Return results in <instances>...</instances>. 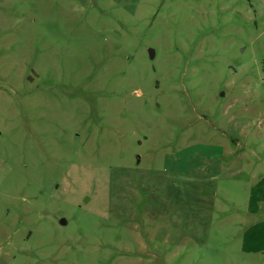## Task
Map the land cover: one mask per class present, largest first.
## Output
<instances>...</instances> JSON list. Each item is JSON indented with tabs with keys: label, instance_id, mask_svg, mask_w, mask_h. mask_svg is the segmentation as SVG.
Listing matches in <instances>:
<instances>
[{
	"label": "rangeland",
	"instance_id": "374dc122",
	"mask_svg": "<svg viewBox=\"0 0 264 264\" xmlns=\"http://www.w3.org/2000/svg\"><path fill=\"white\" fill-rule=\"evenodd\" d=\"M254 176L264 0H0V264H264Z\"/></svg>",
	"mask_w": 264,
	"mask_h": 264
},
{
	"label": "crops",
	"instance_id": "0c3cea01",
	"mask_svg": "<svg viewBox=\"0 0 264 264\" xmlns=\"http://www.w3.org/2000/svg\"><path fill=\"white\" fill-rule=\"evenodd\" d=\"M237 149L238 147L236 145L235 147H228L224 145V150H223L224 155L232 156L233 153H236L235 156H232V159L230 158V161L228 162L224 161V163H220V169L221 170L224 169V174L232 175L234 173L235 174L243 173L244 167L242 165L234 167L237 161L242 157L241 152H237ZM253 179H254V183L252 188H250V194H252L251 199L254 201L252 205V209L258 211L264 208V177L257 179V177L254 176ZM258 223L251 225V228L258 225ZM262 229L252 230L249 233V235L247 236L248 244L250 245L254 244L257 241L258 237H261L260 230Z\"/></svg>",
	"mask_w": 264,
	"mask_h": 264
},
{
	"label": "water",
	"instance_id": "95a60500",
	"mask_svg": "<svg viewBox=\"0 0 264 264\" xmlns=\"http://www.w3.org/2000/svg\"><path fill=\"white\" fill-rule=\"evenodd\" d=\"M62 223H64V220H61Z\"/></svg>",
	"mask_w": 264,
	"mask_h": 264
}]
</instances>
